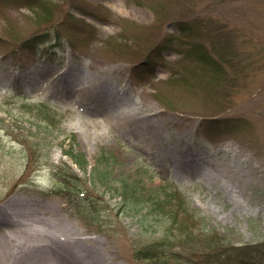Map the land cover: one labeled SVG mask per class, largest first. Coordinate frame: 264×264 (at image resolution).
Wrapping results in <instances>:
<instances>
[{
  "label": "rangeland",
  "instance_id": "obj_1",
  "mask_svg": "<svg viewBox=\"0 0 264 264\" xmlns=\"http://www.w3.org/2000/svg\"><path fill=\"white\" fill-rule=\"evenodd\" d=\"M44 1L0 2V206L25 200L57 210L78 225L75 236L98 240L93 260L174 264L135 253L168 237L172 251H180L172 217L189 214L197 239L260 247L256 264H264V0ZM43 7L50 12L43 14ZM69 14L79 28L62 27L72 21ZM43 32L39 52L13 51L20 40ZM169 39L179 49L200 47L205 58H182L164 47L168 64L138 77L134 66ZM52 42L58 61L42 56ZM43 72L61 79L28 81L43 79ZM91 89H114L136 103L137 131L122 135L102 110L97 115L91 105L85 111L81 93ZM90 130L109 134L82 141ZM175 147L201 169L236 164L243 189L231 194L182 178L166 152ZM67 151L82 154L86 170ZM59 171L87 187L99 209L94 221L80 213L84 200L66 190L70 184ZM231 259L207 264H237Z\"/></svg>",
  "mask_w": 264,
  "mask_h": 264
},
{
  "label": "bare ground",
  "instance_id": "obj_2",
  "mask_svg": "<svg viewBox=\"0 0 264 264\" xmlns=\"http://www.w3.org/2000/svg\"><path fill=\"white\" fill-rule=\"evenodd\" d=\"M45 75V73L43 72ZM46 74L43 79L30 78L34 85L57 82L61 76ZM109 92V93H108ZM91 89L81 93L82 107L109 117L122 135L129 136L137 131L140 108L127 100L114 89L111 91ZM114 95L110 98L108 95ZM116 103V104H115ZM115 104V105H114ZM109 132L89 131L82 141L91 138L104 141ZM87 137V138H86ZM152 146L159 148L158 136L151 134ZM176 172L184 179L201 180L218 191L239 193L242 189V176L236 164L213 162L202 169L186 162L183 149H167ZM184 153V154H183ZM29 200V199H26ZM4 228V229H3ZM78 225L60 217L59 212L50 207L37 208L30 202L14 203L13 206H0V264H113L93 257L98 253V240L75 236ZM80 234V233H78Z\"/></svg>",
  "mask_w": 264,
  "mask_h": 264
},
{
  "label": "trees",
  "instance_id": "obj_3",
  "mask_svg": "<svg viewBox=\"0 0 264 264\" xmlns=\"http://www.w3.org/2000/svg\"><path fill=\"white\" fill-rule=\"evenodd\" d=\"M1 1H5L7 3H26L28 5H32L34 3H38L41 5L42 2L47 4V1L44 0H0V2ZM47 8L48 7H43V10L46 11L43 14L50 12L45 10ZM35 16L37 18L41 17L39 13H35ZM69 16L70 19H72V21L68 20L66 24L62 23L63 25L62 27L65 28L66 26H68L67 24L70 25L73 24V26L78 27L79 25H76V23L79 24V21L76 20L72 14H69ZM46 36L47 33L43 32L39 35L22 39L14 47L13 51L16 52L17 50H21L31 53H34L35 51L39 52L38 44L40 43V41L44 40ZM169 42L170 39L168 40L167 45H163L157 48V50L154 52V54L156 55L152 56L153 58L149 56L146 59H144L143 62H140L141 66L140 63L134 66V67H138V74H139L138 77L140 78H142L143 76L149 77L156 69V65L168 64L166 58L162 56V50L164 49V47L178 50L180 53L183 54L182 58L185 56L188 57V55H191V58H194V60H196V55L200 59L205 58L203 53H201L200 47H196V45H194L192 48L187 47V48L179 49L180 46L175 47ZM42 52H43V56L51 57L49 55H51L50 53H52L53 51L42 49ZM141 67L143 68V71ZM154 67L155 69L153 70ZM66 153H69L70 156H72V159L80 168L85 169L86 161L84 160L82 154L72 153L70 151H67ZM56 174L58 176H62L64 178V182L67 185L70 184V186L67 187L66 190L70 192V194H72L73 198L78 197L84 200L83 204L79 206L80 213L88 219L93 218L94 221V218L98 217L99 209H97L95 201L91 198H88L89 196L87 194V187H85V185L82 183V180H80V178L77 175H70L64 171L56 172ZM70 176H75V177L71 178ZM168 195L172 198L177 199L178 203L180 202L179 204L183 205L185 203V199L182 198L180 195H178L175 191H170ZM177 215H178V219L176 220ZM177 215H175V217H172L173 224L171 228L176 229L175 234H173L172 236L174 237L173 238L174 242H179L180 245L179 248L181 249L180 251L178 252L172 251L171 248L172 242L170 241L172 237H168L170 239L169 241L162 240L159 243L150 244V246L146 245L145 247L137 250L135 254H138V256L142 255L145 258H150L153 260L158 259L162 256L165 257L167 260L174 261L175 262L174 264H189L188 262H190L191 264L192 262L193 264H207L213 260H215L214 262H219L222 258L225 257L227 260L231 259V257L235 258V260H238L237 264H249L246 263L247 258L248 260H250L249 262H252L251 264H256V261H259V259L263 258V250L257 246L247 247L240 245L235 247H228L227 244L222 243V241H220L219 238L212 235H211L212 237L205 236L201 239H197L198 237L197 236L195 237V235L192 234L193 232L189 228L192 225V223L190 222V220L192 219L189 216V214L183 216L184 220L179 216V214ZM229 251H232L231 252L232 254L229 253ZM182 253H188L189 258L182 256L181 255ZM192 257H196V259H192Z\"/></svg>",
  "mask_w": 264,
  "mask_h": 264
}]
</instances>
